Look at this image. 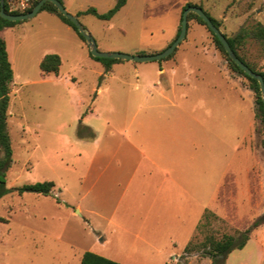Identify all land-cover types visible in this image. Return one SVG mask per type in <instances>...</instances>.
I'll list each match as a JSON object with an SVG mask.
<instances>
[{
  "label": "rangeland",
  "instance_id": "1",
  "mask_svg": "<svg viewBox=\"0 0 264 264\" xmlns=\"http://www.w3.org/2000/svg\"><path fill=\"white\" fill-rule=\"evenodd\" d=\"M61 2L76 16L116 4ZM189 3L229 37L264 25V0H127L111 20L77 17L101 52L156 54L176 38ZM2 35L14 80L6 171L13 191L0 197V264H80L86 252L121 264H211L183 252L194 235L203 241L197 227L206 209L221 219L211 226L216 235L245 230L264 215V124L255 116L256 95L207 26L188 19L177 47L179 68L170 79L188 84L186 103L173 89L163 98L153 85L161 63L169 68L165 62L124 60L108 71L73 28L46 11ZM52 53L62 65L45 75L40 62ZM239 53L264 71L256 40ZM44 181L55 183L52 195L15 191ZM252 234L264 241V222Z\"/></svg>",
  "mask_w": 264,
  "mask_h": 264
},
{
  "label": "trees",
  "instance_id": "2",
  "mask_svg": "<svg viewBox=\"0 0 264 264\" xmlns=\"http://www.w3.org/2000/svg\"><path fill=\"white\" fill-rule=\"evenodd\" d=\"M39 1L40 0H38L33 5V7L25 13L31 12ZM126 3L127 0H116L115 6L106 13H99L96 8L91 7L86 11L79 12L77 16L79 17L80 15H92L101 20H111L113 16L123 6H125ZM191 6H197L202 8L201 6L193 5L189 3L186 5L185 9ZM5 10L6 12L15 15L22 14L16 11H11L6 2H5ZM41 11H47L59 17L63 22H65L67 25L72 27L77 32L79 37L84 42H86L84 36L79 32V30L74 25V23H72L68 18H66L53 3L46 2L43 5ZM205 13L211 18L213 23L219 28L220 26L219 22L216 19L212 18L206 11ZM188 19H196L198 20L199 23L207 26V24L203 21V19L194 12L189 13ZM18 22L20 21H9L0 16V197L13 191L12 189L6 187V171L12 162V154H13L12 139L8 128V117H9V107L11 100L10 99L11 86L14 80V71H13L12 63L10 61V57L7 49V43L2 35V32L6 27L12 26ZM207 28L209 29L208 26ZM180 31H181V27L178 29L176 38L179 36ZM210 32L214 36L216 48L220 52H222V54L226 57L229 67L234 72L244 75L250 81L251 89L256 95L255 116L257 121L259 120L262 124H264V102L262 100V92L260 89L259 82L256 79L244 73V71L231 59V57L226 52L223 44L218 39V37L211 30ZM224 35L227 38L235 54L248 67H250L253 71L260 74L264 78V71L256 70L248 62H246V60L239 53V49L241 48V46L245 44V42L248 39H254L260 44L262 55L264 56V25L260 22H257L255 24L242 27L240 31L233 37H229L226 34ZM176 38L174 39V41L176 40ZM177 49L178 48H176L175 51ZM175 51L170 56L162 60L168 59L171 56H173ZM90 56L95 60L104 62L107 69H109L111 65L116 62L124 61L121 59L98 58V57H94L91 53ZM61 63L62 60L60 55L55 53L47 54L42 58L40 62V69L42 73L45 75L51 73L58 74ZM54 188H55L54 182L44 181V182L26 184L21 187H17L15 191L18 194H23L25 192H34L40 195L47 196V195H52ZM215 221H221L220 217L214 211L210 209H206L197 227L198 232L204 234V239L203 241L198 242L196 240L197 235H194L193 238L189 241V243L185 246L183 251L184 255H189L196 252V253H200L202 258H209L211 260V264H225L227 257L232 251L237 249H242L246 245L253 230L264 222V215L260 217L258 220H256L251 226H249L245 230H236L235 233L233 234L222 233L220 235H216L215 231L211 228L213 222ZM80 264H121V263L110 260L104 256H101L93 252H86L82 257Z\"/></svg>",
  "mask_w": 264,
  "mask_h": 264
},
{
  "label": "water",
  "instance_id": "3",
  "mask_svg": "<svg viewBox=\"0 0 264 264\" xmlns=\"http://www.w3.org/2000/svg\"><path fill=\"white\" fill-rule=\"evenodd\" d=\"M46 2L53 3L57 9L66 17L68 18L74 25L77 27L79 32L84 36L86 43L90 49V53L94 57L98 58H109V59H121V60H129L134 62H150V61H160L164 58H167L170 56L175 49L179 46L181 41L185 38L187 33V27H188V15L191 12L196 13L199 15L203 21L207 24L209 29L218 37V39L223 44L226 52L229 54L231 59L244 71L245 74L248 76L256 79L260 84V89L262 92V100L264 102V78L253 71L250 67H248L232 50L227 38L225 35L221 32V30L213 23L211 18L205 13V11L197 6H191L184 10L182 15V23H181V31L179 36L176 38V40L169 45L166 49L163 51L156 53V54H138V55H131L126 53H120V52H101L98 49V46L96 44L95 39L93 36L85 29L83 24L80 22L79 18L76 15H73L67 11V9L64 7L63 3L60 0H40L36 6L33 8V10L29 13H22L19 15L11 14L6 12L5 10V0H0V16L6 20L9 21H23L27 19H32L35 17L42 9L43 5Z\"/></svg>",
  "mask_w": 264,
  "mask_h": 264
},
{
  "label": "crops",
  "instance_id": "4",
  "mask_svg": "<svg viewBox=\"0 0 264 264\" xmlns=\"http://www.w3.org/2000/svg\"><path fill=\"white\" fill-rule=\"evenodd\" d=\"M49 14H51V13H49ZM51 15H53V14H51ZM61 22L64 25H67L62 20H61ZM67 26L70 27L69 25H67ZM70 28H72V27H70ZM166 48H164V49H166ZM163 50H161V51H163ZM177 51H178V49L175 51L173 56H171L170 58L165 59V60H160V62H165L166 66H169V68L168 69L164 68L162 66V63H161V65L158 67V69L156 71L157 76H155V78L152 80V83L155 86H159V88L161 90L160 95L163 98L167 99V97L164 95V93L173 89L174 97L179 98V99L183 100L182 102L186 103V100L188 98V84L184 80L174 81V80L170 79L171 76L175 77L177 75V72H178L177 70L179 68V59L176 57ZM61 60H62V57H61ZM61 65H62V63H61ZM112 65L108 69V71H112ZM135 69H136V71H140V70L143 71L146 69V67L140 68V67L136 66ZM167 72L170 74V76H169V74H167ZM169 80H170V82H169ZM165 82H168L167 83L168 86H164V84H166ZM164 87H165V89H164ZM189 88H191V86H189ZM175 89H181L179 96H177V92L175 91ZM175 102L173 104L177 105L178 103L177 102L175 103ZM180 116H182V115L180 114ZM143 156L145 157V159H147L146 154H143ZM205 259H209V258H205ZM225 264H264V241H260V240L256 239L255 237H253V234H251L248 242L246 243V245L242 249L234 250L229 254V256L227 257V259L225 261Z\"/></svg>",
  "mask_w": 264,
  "mask_h": 264
},
{
  "label": "built area",
  "instance_id": "5",
  "mask_svg": "<svg viewBox=\"0 0 264 264\" xmlns=\"http://www.w3.org/2000/svg\"><path fill=\"white\" fill-rule=\"evenodd\" d=\"M38 0H5L11 11L25 13L33 7Z\"/></svg>",
  "mask_w": 264,
  "mask_h": 264
}]
</instances>
